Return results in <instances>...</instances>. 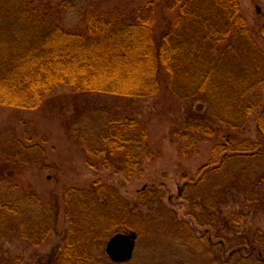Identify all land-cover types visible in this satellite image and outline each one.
<instances>
[{
    "label": "rangeland",
    "instance_id": "374dc122",
    "mask_svg": "<svg viewBox=\"0 0 264 264\" xmlns=\"http://www.w3.org/2000/svg\"><path fill=\"white\" fill-rule=\"evenodd\" d=\"M39 1L54 8L53 16L66 29L77 28L78 11L115 10L128 15L157 2ZM237 1L252 37L264 50V0ZM174 20L175 11L157 6V32ZM207 110L208 104L197 97L178 99L165 86L152 97L132 101L59 86L33 109L0 105V204L18 208L12 214L0 207V255L5 254L0 264H53L68 231L65 193L98 186L113 188L107 196L113 210L112 204H118L112 194L130 204L136 242L130 260L111 261L105 252L109 238L130 233L111 228L85 243L89 253L85 264H264V139L256 130V113L241 129H219L205 137L191 133V123ZM125 115L145 125L149 152L142 159V173L128 180L114 166L89 167L82 147L98 139L108 120ZM244 139L262 143V151L229 165L226 172L233 168L241 173V184L233 182L232 174L221 182L225 172L210 171L213 147ZM221 186L224 203L214 211ZM35 201L44 220L55 218L48 235L44 234L48 225L37 218ZM223 218L227 228L217 233L214 228L222 225L218 222ZM215 234L227 236L230 242L222 249Z\"/></svg>",
    "mask_w": 264,
    "mask_h": 264
},
{
    "label": "trees",
    "instance_id": "16d2710c",
    "mask_svg": "<svg viewBox=\"0 0 264 264\" xmlns=\"http://www.w3.org/2000/svg\"><path fill=\"white\" fill-rule=\"evenodd\" d=\"M157 6L175 11L174 22L159 32ZM54 11L39 0H0V105L33 109L59 86L131 101L152 97L165 86L178 99L197 97L208 104L209 110L191 123V133L205 137L219 129H241L256 113V130L264 139V50L252 37L237 0H157L128 15L78 11L81 21L73 29L64 28ZM261 37L264 43V25ZM113 118L96 141L82 145L85 161L91 168L114 166L128 180L142 173V159L149 156L147 129L127 115ZM81 139L86 143L84 135ZM262 149V143L249 139L217 144L210 171L225 172L221 182L232 174L239 185L242 174L233 168L226 172L229 165ZM218 188L214 211L224 203L225 188ZM111 192V187L98 186L65 193L68 231L53 264H85V243L111 228L134 232L130 204L112 194L118 204H112L113 210L107 198ZM32 203L38 220L48 225V235L55 218L44 220L40 203ZM0 207L18 212L16 205ZM218 223L222 225L215 232L227 228L226 219ZM215 235L222 249L230 242Z\"/></svg>",
    "mask_w": 264,
    "mask_h": 264
},
{
    "label": "water",
    "instance_id": "95a60500",
    "mask_svg": "<svg viewBox=\"0 0 264 264\" xmlns=\"http://www.w3.org/2000/svg\"><path fill=\"white\" fill-rule=\"evenodd\" d=\"M136 235L118 233L112 236L106 243L105 252L113 262H125L130 260L134 247Z\"/></svg>",
    "mask_w": 264,
    "mask_h": 264
}]
</instances>
